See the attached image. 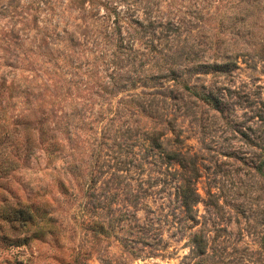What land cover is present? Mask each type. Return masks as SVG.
Masks as SVG:
<instances>
[{
  "label": "rangeland",
  "instance_id": "374dc122",
  "mask_svg": "<svg viewBox=\"0 0 264 264\" xmlns=\"http://www.w3.org/2000/svg\"><path fill=\"white\" fill-rule=\"evenodd\" d=\"M0 264H264V0H0Z\"/></svg>",
  "mask_w": 264,
  "mask_h": 264
},
{
  "label": "trees",
  "instance_id": "16d2710c",
  "mask_svg": "<svg viewBox=\"0 0 264 264\" xmlns=\"http://www.w3.org/2000/svg\"><path fill=\"white\" fill-rule=\"evenodd\" d=\"M145 9L148 10V6H145ZM17 214L20 215V217H21L23 220H27V219L30 218L29 214H25L24 212H23V213H22V212H19V213H17Z\"/></svg>",
  "mask_w": 264,
  "mask_h": 264
}]
</instances>
